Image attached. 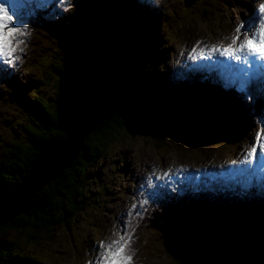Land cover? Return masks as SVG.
I'll return each mask as SVG.
<instances>
[{
	"label": "rangeland",
	"instance_id": "374dc122",
	"mask_svg": "<svg viewBox=\"0 0 264 264\" xmlns=\"http://www.w3.org/2000/svg\"><path fill=\"white\" fill-rule=\"evenodd\" d=\"M148 2L151 5L158 4L156 7L159 9L156 13L160 27L159 32L153 35L154 41L160 40V33L170 34L172 38L165 43V51L168 50L166 63L160 66L161 72H165L167 70L165 67L169 66L172 69L176 65L182 67L184 71L187 70V66L181 64L179 58H185L189 46L197 44L198 40L201 46L229 45L231 38L235 36L233 32L235 24L239 23L249 11L251 13L254 8H258V3H264V0H249V6L231 0L223 8L215 9L209 17L200 15L201 0H148ZM98 4L99 0H60L58 4L62 8L60 14L52 17L48 12L42 13L38 16V21L35 15L31 16V21H26L25 7L21 8L19 5L15 7L17 16L25 18L23 21L19 20V27L26 26L27 28L22 29L30 33L24 38H31L35 46L29 44L27 49L26 44L22 47L23 52L15 54L22 57L15 60L18 70L15 72L19 80L28 83L30 76L39 77L37 95L53 94L58 84L55 82L57 78L53 73L54 66L59 62L62 52L67 48L71 49V46L63 35L51 36L50 32L41 26L44 22L70 14H72L69 17L71 25L79 24V28H88L85 33L87 37L91 33H99V36L103 37V30L117 23L112 29L117 35L112 43L113 49L116 53L134 54L136 52L134 48L141 43L134 30L120 24L119 15L122 16L123 13L119 14V11L125 8H117L118 13H116V6L111 7L113 15L116 16L111 20L113 16L111 11H108L106 26L102 24L105 15L100 18L93 10V5L98 6ZM126 11L131 17L128 19L130 21L132 19L135 23L131 21L134 26L146 29L152 22L146 25L128 10ZM89 41L86 40L87 44ZM56 48L57 53H55ZM38 51L41 53L36 55ZM116 53L114 54L117 55ZM39 54L36 60L34 56ZM0 62L4 63L2 60ZM140 73H143V76L149 74L144 71ZM137 77L140 78L139 74ZM149 81L157 84L155 99L158 103L152 101V98L149 102H145V107L139 112L136 111L137 118L132 119L133 123L129 128L118 135L115 134L113 141H107L98 163L87 169L83 177L85 183L83 187L88 203L77 216L78 222L72 224L69 229L64 226L57 228L49 237L42 235L39 243L33 246H25L22 247L23 249L12 247L16 252H26L28 257L34 256L42 264H95L101 242L106 244L110 240L117 239L121 232L116 230V226L118 224L120 229H123L126 221L130 222L129 226L132 229V242L127 249L132 256L133 264H197L194 261L193 247L188 243L185 244L190 236L198 234L201 239L205 237L211 239L215 236L213 241L217 243H214V246H218L222 240H228L229 237L216 234L211 229L198 232L199 227L202 228L203 225L198 219H202L203 222L212 221L217 212V216L220 215L218 222L226 223L227 211L234 209L228 202L232 187L227 184V188L222 191L221 185L217 182L201 178V172L208 174L210 166L223 165L243 158L248 148L242 145L247 143L248 137L240 139L234 145L222 144L220 139L207 133L204 122L190 119L188 126L184 124L183 116L178 114V107L183 103L186 114L193 107L200 111L208 112L211 109L214 112L217 107L229 109L236 106L235 113L240 114L242 108L247 111L252 102L237 95L227 96L216 88L213 89L214 93H211L210 98L198 99L194 93L188 102H179L180 95L184 97L187 89H194V84L182 83L185 85L181 88L176 87L170 100L171 97L165 91V87L171 91L173 84L171 86L168 83L167 86V82L160 83L156 76L150 77ZM202 86L206 89L210 85L206 82L197 84V87ZM0 89V144H3L14 140L13 138L21 133L22 125L29 115L25 110V104L20 99L17 101L12 97V88L1 79ZM166 100L171 101L168 104L173 109L170 113L165 110L164 105H160L161 101L165 103ZM242 100L244 104L241 103ZM196 123H201L202 126ZM193 174L196 175L194 179ZM160 177L162 180L159 179ZM193 180L198 182L196 191ZM146 182L152 190H155L153 187L160 183L163 190H156L154 196L150 193L151 189ZM180 182L181 190L177 188ZM170 189H173L172 193L165 194ZM250 196L264 206L263 191L260 193L251 191ZM232 201L235 205H240L239 209L248 204V201ZM230 215L235 220L238 219L236 215L232 213ZM161 216L167 217V220L161 221V227L156 232L152 231L156 218ZM252 238L244 240L250 241ZM235 240L226 242L231 245V249L238 250L237 256H231L230 264H248L257 261L264 264L263 240V243L259 241L261 244L255 242L250 246L249 249H255L252 253L254 256L247 255L248 244H237ZM177 242L181 243L179 249ZM92 249L94 253L91 255ZM231 249L227 250L231 251ZM259 250L262 253L260 256L257 254Z\"/></svg>",
	"mask_w": 264,
	"mask_h": 264
},
{
	"label": "trees",
	"instance_id": "16d2710c",
	"mask_svg": "<svg viewBox=\"0 0 264 264\" xmlns=\"http://www.w3.org/2000/svg\"><path fill=\"white\" fill-rule=\"evenodd\" d=\"M229 1L231 0H201L200 15L209 17L215 9L223 8ZM116 3L105 5L106 10L103 11L105 19L108 18L107 11L110 12L111 7L123 8L121 0ZM111 14L113 20L116 15H113V11ZM125 17L129 18L130 14H125ZM87 30V27L78 28V37L83 38ZM112 32V28L108 27L102 32L106 41L102 37L99 38L97 33L93 37L94 41L80 46L79 51L72 50L67 53L68 55L61 54L59 62L53 69L57 78L55 82L58 83L53 94L45 96L42 93L43 96L35 95L26 101L25 110L29 116L22 125L21 133L17 134L14 140L0 144L1 202L27 180L36 156L50 143L65 138L62 124L74 107L90 106L103 115L100 125L84 141V151L78 154L73 165L65 170L61 178L37 191L24 213L0 227V264H40L36 257H28L23 251L18 253L12 247L23 249L25 246H33L39 243L42 235L49 237L57 228L64 226L69 229L72 224L78 222L77 216L88 203L83 187L85 185L83 177L87 169L98 163L107 141H113L115 134L118 135L129 128L133 123L132 119L137 118L136 111L139 112L145 107V102L142 103L145 100V89H142L145 82L140 71L145 73L150 71L152 74L151 71L155 68V66L151 68L156 56V50L151 48L152 38L151 36L147 38L149 41L147 51L141 50V53L145 52L144 55L130 62V58L114 54L116 52L112 43L117 35ZM138 74L140 78L137 77ZM36 88L38 93V81ZM232 117L234 115L226 119L220 110L215 112L208 125L213 136H219L218 138L235 136L240 129L233 123L235 121L229 120ZM213 237L212 240L209 237H205L204 240L199 236L190 237L188 243L193 247L196 263L230 264L231 256H237L238 250L231 249V245L224 240L220 241L218 246H214L217 242L213 241L215 236ZM177 248L179 249V246ZM228 248L231 251H228ZM249 248L248 245L246 252L251 256L255 249ZM257 254L260 256L262 253L259 250Z\"/></svg>",
	"mask_w": 264,
	"mask_h": 264
},
{
	"label": "snow or ice",
	"instance_id": "6c2138e0",
	"mask_svg": "<svg viewBox=\"0 0 264 264\" xmlns=\"http://www.w3.org/2000/svg\"><path fill=\"white\" fill-rule=\"evenodd\" d=\"M24 2L27 3V0ZM15 7V0L12 3L0 0V60L5 64H12L15 60L20 59V56L15 54L24 51L20 45L25 44L27 41L24 37L30 35L25 29L17 26L19 17ZM259 10L264 12V3H260ZM242 29H244L243 33ZM235 33L236 35L231 38V43L227 48H219L217 45H212L209 48L206 45L204 49H201V52L207 50L209 54L219 53L220 56H230L234 60H241L239 54L243 52L242 64L232 67V71L244 83L255 75V70L260 68L261 63L264 62V18H262L259 29L251 24L245 28L244 23L241 22L235 28ZM249 33H251V38H248ZM242 34L245 37L243 40H241ZM219 62L232 66V61ZM257 147L260 149V156H264V139L261 138L260 133L255 136L251 151L247 153L245 159L256 158ZM130 239V236L125 239V236L121 235L119 239L110 240L106 244L101 242L95 264H131L132 256L126 251Z\"/></svg>",
	"mask_w": 264,
	"mask_h": 264
},
{
	"label": "water",
	"instance_id": "95a60500",
	"mask_svg": "<svg viewBox=\"0 0 264 264\" xmlns=\"http://www.w3.org/2000/svg\"><path fill=\"white\" fill-rule=\"evenodd\" d=\"M103 115L92 107L77 106L67 115L62 129L65 138L50 143L40 152L29 170L27 180L6 200L0 202V227L24 213L35 193L61 178L84 151V141L100 125ZM194 261L196 263L195 254Z\"/></svg>",
	"mask_w": 264,
	"mask_h": 264
},
{
	"label": "bare ground",
	"instance_id": "6f19581e",
	"mask_svg": "<svg viewBox=\"0 0 264 264\" xmlns=\"http://www.w3.org/2000/svg\"><path fill=\"white\" fill-rule=\"evenodd\" d=\"M21 8H23V6L19 5ZM116 8V7H115ZM19 9V8H18ZM24 10V9H23ZM117 8H116V13L117 12ZM120 13H123L124 17H125V14H127L128 12L126 11V9H120L119 11V14ZM129 14V13H128ZM132 21V19H131ZM133 22V21H132ZM149 24V23H148ZM151 24H153V21L150 22L149 26H151ZM137 25V24H136ZM147 29V28H146ZM113 33V32H112ZM217 60V59H216ZM214 60V59H208L206 57H201L199 58L196 63H197V70H198V75L203 79L204 77V74L206 73V75L210 78L208 81H206V83L208 85H210V87H215V83H216V80H217V75H219V72H218V62ZM227 61H232V65H235V60L234 58H229ZM226 67V64H222L220 65V68L223 70V77L225 79H229V74L227 72H225L224 68ZM208 88V87H207ZM206 88V89H207ZM236 89V88H234ZM264 91V90H262ZM207 92V94H206ZM209 96V90H205V91H202L201 92V97H208ZM211 97V96H210ZM209 98V97H208ZM98 111V110H97ZM240 122V121H238ZM48 146V145H47ZM45 150V149H44ZM77 159V158H76ZM197 186L198 184H195L194 186V190L196 191L197 190ZM224 211V210H223ZM128 250V249H126Z\"/></svg>",
	"mask_w": 264,
	"mask_h": 264
}]
</instances>
